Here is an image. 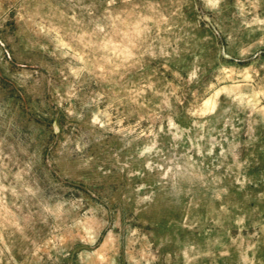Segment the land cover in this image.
Instances as JSON below:
<instances>
[{"label":"rangeland","instance_id":"374dc122","mask_svg":"<svg viewBox=\"0 0 264 264\" xmlns=\"http://www.w3.org/2000/svg\"><path fill=\"white\" fill-rule=\"evenodd\" d=\"M0 264H264V0H0Z\"/></svg>","mask_w":264,"mask_h":264}]
</instances>
